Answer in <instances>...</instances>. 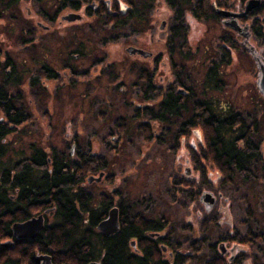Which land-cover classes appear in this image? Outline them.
<instances>
[{
    "label": "flooded vegetation",
    "instance_id": "obj_1",
    "mask_svg": "<svg viewBox=\"0 0 264 264\" xmlns=\"http://www.w3.org/2000/svg\"><path fill=\"white\" fill-rule=\"evenodd\" d=\"M30 1L36 5L38 13L50 22V25L42 26V29L52 33L55 38L49 41L50 48L47 46L45 52L41 51L44 53H37L29 62L26 59L30 52L26 53L27 57L23 54L17 63L8 52L0 53V88L4 89L6 85H10L6 101L10 103L11 108L15 105L21 107L27 115L24 121L15 124L0 111V143L5 144L9 137L19 131L22 132L20 127L31 122L30 111L27 108L30 100L24 105V96L23 98L20 96L25 90V85L41 96L42 92L50 95L46 82H54L52 100H58L57 91L61 86L91 91L93 95L87 102L86 115L80 116L76 124L73 119L71 135L64 134L65 146L55 150L53 149L55 146L51 145L45 146V150L41 147L48 155L46 162L50 168L47 172L51 174L52 168L58 166L60 173L72 175L71 193L75 199L80 194L85 195L92 205L94 197L105 196L111 199L106 215L111 207L116 206L119 227L121 221L125 226L135 223L138 227L136 235L129 238L130 251L137 257L148 258L160 264H172L175 260L189 261L192 256L204 249V237L194 238L195 240L190 242L191 245H187L190 252H185L183 244L174 240L169 220L164 216L149 218L150 222H156L151 230H144L139 224L147 217L131 212L124 204L119 189H113L111 195L104 192L98 196L92 191H85V182L111 183L113 174L107 172L111 159H117L116 166L119 168L125 164L126 158L122 145H127L130 138L141 139L142 146L137 150L139 158L134 160L135 163L140 160L151 163L149 158L145 157L146 154L151 156L159 154L160 157L166 155L171 160L170 167L177 178L168 179L170 187L177 193L181 192L191 197L192 206L188 207L185 225L187 236L184 239H189L196 231L206 234L211 227L220 230L210 245L213 256L204 259V262L264 264V252L256 251V246L262 244L264 238H255L253 212L248 219V224H252L248 245L238 241V236L244 237L247 234V228L245 223L236 222L231 210L233 204L230 206L229 197L221 191L219 185L221 174L218 166L208 157L209 150L205 146L206 126L202 124L204 120L200 117L202 114H209L217 122L222 121L223 113L234 114L231 119L240 117L245 123L246 135H242L239 143L243 144L246 137L250 140V145L264 158L263 97L258 94L263 108L260 109V104L257 105L258 101L255 100L252 112H247L243 117L236 109L237 104L234 102L236 98L223 95L226 85L224 75L226 76L228 68L234 69L236 66L234 52L241 50L240 46L245 41L241 35L247 34L248 39L252 33L254 9L247 16L233 17L242 10L245 1L0 0L2 12L0 22L8 27L15 19V8H21L24 2ZM207 5L211 14L208 17ZM47 8L56 11L54 17L40 12ZM219 9L227 12L228 16H220L217 13ZM63 11L67 12L62 13ZM71 15L75 17H70ZM233 19L245 25L242 27V33L226 24L222 25V20ZM212 21L222 29L214 38L218 53L212 51V40L208 39V35L200 37L191 33L199 31L196 29L199 24L204 25L207 32L206 26ZM25 34L27 36L23 39L25 41L23 46L29 49L46 38L32 29H26ZM255 40L261 45L260 49H264V44ZM121 43H125L121 50L109 51L112 45L120 46ZM16 75H19L21 82L19 92L13 86ZM196 85L199 87L195 88ZM78 95L84 96V93L80 92ZM172 97L176 98V102L172 101L164 108V100L170 101ZM69 101L74 105L81 103L82 98L79 97L78 100L69 93ZM58 112V109L53 108V113L46 115V125L41 123L35 134L38 135L41 130L45 132L44 130L48 129L54 135L55 129L60 125H52V119ZM255 112L260 113L254 117ZM90 113H94L96 118L89 120L87 117ZM99 119L103 120L100 123L104 125L96 132L94 128L97 127H94L93 123L99 122ZM84 129L87 131L94 129L90 134L96 138L97 133L102 134V142L99 141L94 146V143L86 141L80 146L79 138L83 136ZM26 133L29 135L34 132ZM198 136L202 142L198 140L194 144L193 140ZM152 141L156 147L157 144H162L163 153H158L157 148L148 146ZM99 150L104 153H99ZM53 159L58 161L57 164L53 163ZM163 161L164 158L161 157L160 165L154 166L163 167ZM250 168L254 169V163ZM40 169L45 170L44 167ZM85 172L87 177L84 175ZM184 175L188 176V182L185 177L183 178ZM191 176L194 177L193 180L190 179ZM97 177L100 179L96 180ZM262 182L264 183V179ZM203 184H206L215 199L214 204L208 209L198 198L197 189ZM262 197L264 199V195ZM253 203L255 206L254 200ZM193 204L195 208L198 206L201 209V214L197 209L194 211ZM259 204L260 201L257 207ZM39 208L43 209L46 217L53 211L52 208L43 206ZM205 214L209 217L200 218ZM10 234V238L15 240L12 233ZM198 248L200 251L194 253L193 249Z\"/></svg>",
    "mask_w": 264,
    "mask_h": 264
},
{
    "label": "trees",
    "instance_id": "obj_2",
    "mask_svg": "<svg viewBox=\"0 0 264 264\" xmlns=\"http://www.w3.org/2000/svg\"><path fill=\"white\" fill-rule=\"evenodd\" d=\"M68 1L72 2V0ZM47 11L40 12L54 17L56 11L52 14ZM206 11L207 17L211 15L208 5ZM251 29L254 38L264 44V0L253 10ZM20 85L19 75H16L13 86L17 92L20 90ZM9 89L10 85H6L4 89L0 88V111L18 124L24 121L27 115L21 107L15 105L11 108L10 103L6 101ZM172 101L176 102V98L172 97L170 101L165 99L164 108ZM224 114L220 122L215 121L209 114L200 116L204 120L202 124L206 126L205 146L209 150V159L218 166L221 174L219 182L221 191L227 186L232 192L235 191L234 187L236 190H240L239 186L247 188L238 197L247 201L248 205V208L244 209L245 218L241 221L246 225L247 234L244 237L238 236V241L248 245V235L252 227V224H248V219L252 216V212L255 217L253 225L255 238H264L262 197L264 158L254 146L250 145V140L246 137L243 139V144L239 143L242 135H246L243 120L240 117L231 119L234 116L231 113ZM6 146L0 143V220L6 219L0 232V240L11 237L10 225L30 217L34 208L39 206L52 208L51 215L54 218L52 223L46 221L44 228L35 239H13L15 243L12 248L3 246L0 241V264H35L34 255L30 252L32 248L42 253H49L54 264H87L90 261H99L101 264H160L148 258L137 257L130 251L129 238L136 235L138 230L135 223L127 222L129 224L125 226L121 221L119 230L110 236H104L96 229L97 223L105 217L111 199L105 196L94 197V205L82 194L75 199L74 194L71 193L72 175L60 173L58 166H54L49 174L47 169L50 167L46 162L48 155L34 143L30 148V154L25 158L19 159L12 165L7 162L4 164ZM57 162L53 159L54 164ZM252 163L254 169L250 168ZM41 167L45 170L42 171ZM226 196L229 197L231 206L234 202L233 197ZM259 201L260 206L257 207ZM149 220L148 218L142 220L140 227L151 230L156 221ZM258 250L260 253L264 252V240L262 244L256 246V251ZM199 251V248L193 249L194 253ZM183 263V260L172 262V264ZM204 264H217V261L215 263L208 261Z\"/></svg>",
    "mask_w": 264,
    "mask_h": 264
},
{
    "label": "rangeland",
    "instance_id": "obj_3",
    "mask_svg": "<svg viewBox=\"0 0 264 264\" xmlns=\"http://www.w3.org/2000/svg\"><path fill=\"white\" fill-rule=\"evenodd\" d=\"M243 9L244 5L239 13H241ZM47 10L49 14H52L54 11L52 8H47ZM66 12L67 11H63L62 13ZM14 17L15 19L12 23L8 24V27L5 25V23L0 22V53L8 52V54L13 56L15 62L17 63L20 61V58L23 54H25V57H27L26 53L30 52L28 58L26 59L29 62L31 57L37 55V53H44L47 50V46H49L48 48H50L51 45L49 41L54 39L55 37L52 35V33H49L42 29V26L50 25V22H48L38 13L36 5L34 3H32L31 1L24 2L21 8L16 7L14 10ZM223 20L222 25L226 26L225 24H223ZM37 22H39L40 24H37ZM238 25L241 28L245 26L243 24H240V22L238 23ZM206 27L207 32L204 30L206 29L205 26L199 24L196 27V29H198L199 31H197L196 33L192 31L191 33L195 35L198 34V36L200 37H207V35L209 37L213 36L212 39L209 37L208 39L212 40V51H214V53H218L217 49H215L216 42L214 38L217 34L221 33L222 29L214 21L208 23ZM26 29H32L36 33H41L43 34V36H46V38L37 42L35 44V47H31L30 49L28 47L24 48L23 44L25 41H23V39L27 36V34H25ZM241 36L245 38V41H242V46H240V48L242 47V49L237 52H234V61L236 63V66L234 67V69L228 68L226 71V76L224 75L226 85L224 88L223 95L225 97H230L233 99L236 98V101H234L237 104L236 109L244 117L247 112H252V108L255 106V104H253L255 100L258 101L257 105L260 104V109L263 108L261 107L263 106V103L259 98L260 93H257L255 83L257 74L256 62L253 56L247 50V47H252L256 55H258L259 57L261 56L263 60L264 53L262 54V50L264 51V49H260L262 47L259 42L254 39L252 33H250L248 39H246L248 37L247 35ZM124 45L125 43H121L120 46L112 45L109 48V51L121 50L120 48H122ZM43 50L44 52H41ZM22 77L24 78L25 76L22 75ZM46 83L49 85L48 92L50 93V95H46L41 91L42 95L39 96L38 94L34 93L33 89L28 88V86L26 87V85L25 90L20 93V96L22 98L24 96V105L27 104V100H30L29 106H27V108L30 111L31 122L26 123L24 126L20 127V130H22V132L19 131L18 133L14 134L6 140L5 145L7 146L5 148V158H3L4 164L7 162L12 165L19 159L25 158L27 155L30 154V148L32 147V143H34L37 147L40 148H44L45 146L49 145L53 147L55 146L54 148L51 147L54 150L59 147L65 146L66 140H64V134L68 133V136L71 135L74 126L73 119L76 124V122L79 121L80 116L86 115L88 108L87 102L93 95L91 91H87L85 89H73L69 86H61L58 88L57 91L56 97L58 100H52V84L54 82L47 81ZM197 87L199 86L196 85L195 88ZM80 92L84 93V96H79L78 94ZM69 93H71L78 100L79 97H81V103H76L73 105L69 101ZM53 108L58 109L59 112L56 114V116H53L52 125L59 124L60 126L55 129L54 135L52 134V132H49L48 129H45V132L41 130V133L36 135V128L41 127V123L43 125H46V115L53 113ZM259 113L260 112H255L254 117H256ZM87 118L91 120L92 118L96 117L94 113H90ZM98 121L99 122L96 121L93 123L94 127H97V129L94 128L96 132L97 130L99 131L101 126L104 125V123H100L103 122L102 119H99ZM84 130L85 132L82 131L83 136L79 138L80 146H83L86 141L94 143V146H96L99 141L102 142V134L97 133L98 137L96 138L95 136H92L90 134L92 130ZM26 132L34 133L29 134L31 135L29 136ZM50 137L51 139H48ZM200 138L201 137L199 136L195 137V139L193 140L194 144L198 140H200L201 143L202 139ZM190 140L191 139H189V141ZM140 143H142L141 139L130 138L127 145H122V147L124 148L123 152L126 153V158L125 164H122L119 168H117L118 166H116L117 159H111V164L108 166L107 169L108 173L113 174V176L111 177V183L104 181L101 183L87 184V182H85V191H92L96 194V196H98V194H102L104 192L107 195H111L113 189H119L122 192L121 196L123 197L124 204L130 208L131 212L141 214L147 217L148 219L164 216L169 220L170 231L172 232L174 240L183 244L182 246L186 248L184 250L185 252H190L188 250L187 245H189L190 242H193L195 240L194 238L198 239L201 238V236L204 237L205 244L202 252L192 256L191 260L184 262V264H204V259H207L209 257L211 258L213 256V250L210 245L211 242L215 240L217 235H219L220 230L211 227L207 230L206 234L201 233L200 231H196L192 233L189 239H184V237L187 236V230L185 228V225L187 223L186 220L189 211L188 207L192 206V202L190 201L191 197L181 192L177 193L175 192L173 187H170L171 184H169L168 179L171 177L175 178V172L171 169V160H169L166 155H161L162 159L164 158V161L162 163L163 167H155L159 166L161 163V157L159 154H154L152 156L150 154H146L145 157H148L151 163L143 162L141 160L135 163V161L139 158L136 153L139 149V146H142ZM103 144L105 145V141ZM103 144H101V148H103ZM148 146L152 147L153 149L157 148L158 153L164 150L162 144H157L156 147L154 141L148 143ZM102 152V150H99V153ZM209 171L213 170H208V172ZM84 175L87 177V172H85ZM184 177L188 182V176L184 175L183 178ZM175 179L177 180V178ZM190 179L193 180L194 177L191 176ZM178 183L179 181H177V184ZM205 185L206 184H203L200 188L197 189L198 198L200 194L204 191L211 192L210 189L207 188ZM239 189L240 190H236L234 187L235 191L232 192L229 186H227L222 189V192L225 195L233 197L234 202L233 207H231V210L234 213V218L236 222L240 223L245 218L244 209H247L248 205L247 201H243L242 199L238 198L240 193L243 190L247 189L246 186H239ZM193 208L194 211H196V209L199 210V214L202 213L201 209L198 206L195 208L193 204ZM42 210L43 209L39 207L34 208L31 216H36L40 213H43ZM51 214L52 213L48 214L46 217V221H48V223L53 222L54 217ZM206 217H209V215L205 214L200 216V218ZM5 220L6 219L0 220V232L2 231ZM0 241H9L12 247L15 243L14 240L10 237L2 238ZM194 244L196 245L197 241H195ZM11 246H7V248H12ZM17 251L20 252V250ZM30 252L32 255H39L42 253L35 248H32ZM12 254H14V252Z\"/></svg>",
    "mask_w": 264,
    "mask_h": 264
},
{
    "label": "water",
    "instance_id": "obj_4",
    "mask_svg": "<svg viewBox=\"0 0 264 264\" xmlns=\"http://www.w3.org/2000/svg\"><path fill=\"white\" fill-rule=\"evenodd\" d=\"M262 0H246L244 3V9L241 13L233 15L236 16H247L250 11L255 8H258L261 4ZM217 13L220 16H228L227 12L222 10H217ZM69 17V16H67ZM70 17H75L71 15ZM224 24L233 28L240 33H242V28L238 25L237 19L223 21ZM244 36L247 34L242 33ZM245 45V44H244ZM249 53L253 56L256 62L257 74H256V88L261 96L264 98V60L263 58L256 55L254 49L252 47H247ZM100 177H97L96 180H99ZM91 181V179H89ZM214 196L209 191H204L199 196V201L205 204L208 209L214 204ZM45 224V218L43 214H38L36 216H31L23 221H15L10 225L11 233L16 238V240H24V239H35V237L42 231ZM97 230L103 234L104 236H110L116 233L119 229V218H118V208L116 206L111 207L105 218L100 220L96 225ZM3 246H11V243L2 242ZM132 245L134 243L132 242ZM33 261L35 264H54L52 262L51 256L49 253H41L39 255L33 256ZM87 264H101L99 261H90Z\"/></svg>",
    "mask_w": 264,
    "mask_h": 264
}]
</instances>
